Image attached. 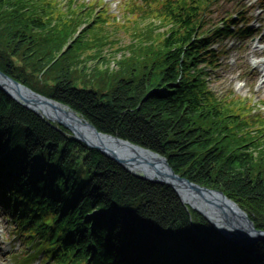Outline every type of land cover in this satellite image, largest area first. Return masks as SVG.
Instances as JSON below:
<instances>
[{
  "label": "trees",
  "instance_id": "1",
  "mask_svg": "<svg viewBox=\"0 0 264 264\" xmlns=\"http://www.w3.org/2000/svg\"><path fill=\"white\" fill-rule=\"evenodd\" d=\"M142 1L153 27L168 30L149 32L162 53L138 79L108 71L113 84L98 82L105 71L89 64L104 65V51L125 44L103 3L100 11L77 0H0V70L223 191L264 231V119H250L243 99L221 100L208 80L220 67L215 46L255 31L239 27L244 13L207 31L205 12L218 0ZM142 1L128 0L127 13L136 16ZM132 36L131 45L144 44L142 33ZM0 208L47 264H264V242L229 241L173 188L133 175L1 90Z\"/></svg>",
  "mask_w": 264,
  "mask_h": 264
},
{
  "label": "rangeland",
  "instance_id": "2",
  "mask_svg": "<svg viewBox=\"0 0 264 264\" xmlns=\"http://www.w3.org/2000/svg\"><path fill=\"white\" fill-rule=\"evenodd\" d=\"M106 7L113 18L114 32L117 34L116 40L124 43V48L112 47L113 49L104 51L103 59H107L105 64H89L96 66V71H105L102 77L98 78V82L103 83L107 79L105 77L117 78L119 76L132 77L138 79L146 72L150 71L159 57L155 54H161L156 48L151 47V43L148 42L150 35L149 32H159L160 37L165 35L168 27L159 29L160 24H156L153 27L150 21L148 6L145 4L144 9L138 8L137 15L132 16V13H127L128 9L126 4L128 0H105ZM95 3L98 9L100 8L101 0H77V5ZM264 0H218L208 8L205 12V20L207 23V31L215 30L218 27H223V20L232 16V19H238L241 12L250 19L253 20L252 26L259 30V34L255 39H239L238 37H228L215 46V50L219 53L220 58L219 68L209 70L211 76L208 78L209 84L213 91H215L218 97L223 98L230 97L233 100H241L239 103L240 108H244V104L247 102L253 104L254 113L251 118L264 119V8L261 3ZM253 6V7H251ZM68 5L65 6V10L68 11ZM85 6H82V8ZM157 7V4H153V10ZM87 13V11H86ZM133 21H138L134 23ZM86 27L81 29L82 32ZM146 29L149 31L144 32ZM79 32V34L81 33ZM140 37L145 39L142 45H131L132 35L140 34ZM165 38V37H164ZM158 42L159 36L155 37ZM131 45V46H130ZM118 48V49H117ZM120 50V51H119ZM91 55H96V52H91ZM82 66H87L86 62L81 61ZM259 64V65H258ZM79 67V68H81ZM122 68H126L124 74L121 71ZM71 68V67H70ZM75 69V68H73ZM112 71L111 76H107L106 72ZM77 72V71H76ZM121 72V73H120ZM79 73V72H77ZM148 75V74H147ZM81 74H79V77ZM83 81V78L80 77ZM112 85L108 83L106 89H109ZM263 121V120H262ZM11 221L4 215L0 208V264H14L17 259H24L31 253V248L25 244H21L16 232L11 229ZM31 264H47L44 262L41 255H34L30 259ZM20 264V263H19Z\"/></svg>",
  "mask_w": 264,
  "mask_h": 264
},
{
  "label": "water",
  "instance_id": "3",
  "mask_svg": "<svg viewBox=\"0 0 264 264\" xmlns=\"http://www.w3.org/2000/svg\"><path fill=\"white\" fill-rule=\"evenodd\" d=\"M0 90L49 122L70 130L74 138L133 175L173 188L182 202L202 215L229 240L241 245L264 242V232L223 191L199 185L178 174L167 157L118 136L100 132L68 106L45 97L0 70Z\"/></svg>",
  "mask_w": 264,
  "mask_h": 264
}]
</instances>
